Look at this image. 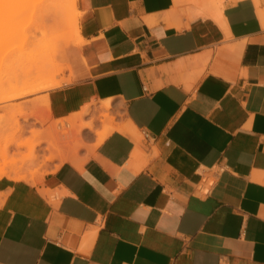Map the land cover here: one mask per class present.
Listing matches in <instances>:
<instances>
[{"label": "crops", "instance_id": "obj_1", "mask_svg": "<svg viewBox=\"0 0 264 264\" xmlns=\"http://www.w3.org/2000/svg\"><path fill=\"white\" fill-rule=\"evenodd\" d=\"M75 6L73 77L46 109L110 98L139 139L0 179V264H264V0Z\"/></svg>", "mask_w": 264, "mask_h": 264}, {"label": "rangeland", "instance_id": "obj_2", "mask_svg": "<svg viewBox=\"0 0 264 264\" xmlns=\"http://www.w3.org/2000/svg\"><path fill=\"white\" fill-rule=\"evenodd\" d=\"M51 1L0 0V178L42 177L63 161L65 121L52 118L45 101H48L49 90L71 82L73 77L67 54L70 46L77 45V39L76 29L70 26L67 15L73 9L78 11L74 2L62 10L64 13L53 15L55 2ZM22 5L25 6L23 10ZM58 80L60 83L56 87L14 99L11 97L24 85L43 86ZM97 105L98 102H91L89 112L78 121L79 125L94 117ZM33 110L39 114L40 121L24 117ZM107 113L113 115L116 123L121 116L120 109L114 106ZM94 123V129L100 131L106 121L94 120ZM81 139L82 147L76 152L78 162L94 150L96 142L93 131L88 128L82 130ZM59 152L62 153L60 158ZM50 155L53 158L47 160ZM25 181L34 184L32 179Z\"/></svg>", "mask_w": 264, "mask_h": 264}, {"label": "bare ground", "instance_id": "obj_3", "mask_svg": "<svg viewBox=\"0 0 264 264\" xmlns=\"http://www.w3.org/2000/svg\"><path fill=\"white\" fill-rule=\"evenodd\" d=\"M42 1V0H41ZM53 1L55 3H53ZM54 5V9H53V15L54 14H59L62 10H64L65 7H70V5H73L75 0H52L51 1ZM22 8V9H21ZM19 8L21 10H23L25 8V6L22 5V7ZM20 10V11H21ZM48 10V9H46ZM49 11V10H48ZM23 12V11H22ZM63 12V11H62ZM48 13V12H47ZM64 13V12H63ZM78 12H75V10L73 9L68 15V19L70 20V26L72 27H75L76 29V24H77V16H78ZM77 30V29H76ZM75 30L76 32V36L77 38L78 37V34H77V31ZM3 57V56H2ZM60 83V80L58 81H52V82H49L47 85H35V86H26L24 85V87L20 90H18V92L16 91V93H12L11 96L12 98H17V97H22L23 95H26V94H33V93H36V92H39L41 90H45V89H48V88H52V87H55L57 86L58 84ZM10 97V98H11ZM13 98V99H14ZM111 107V99L108 98V99H104V100H101L97 106V110L95 109V112H94V117L86 122L85 124H82V125H79L78 124V121L81 120L82 116L86 113L89 112V105H86L81 112H77L73 115H71L69 118H65L64 121H65V128L66 130H64V132H66V137H65V146L67 147V145L69 146V143H73L75 145V150H77L78 147L82 146V130L84 128H88L89 130L91 131H94L97 135V141H96V144H99L110 132H112L113 130H117V129H120V128H124L127 132H129L130 134H132V136H134L135 138L138 139V133H137V130L135 129V127H133L130 123H126L124 126H119L117 123L114 122V117L113 115H110L109 113H107V111L109 110V108ZM35 112V111H34ZM39 114L37 113H31L29 114L26 118H34L35 120H39L40 121V118L38 116ZM101 116H103L104 118L101 119ZM94 120H101L103 123L106 121V124L105 126L103 127L102 131L101 132H97L94 128H95V123H94ZM62 122V121H60ZM72 130H74V134L72 135ZM38 145V144H37ZM51 145V144H50ZM54 145V144H53ZM55 146V145H54ZM51 147V146H50ZM49 147V148H50ZM56 148V147H55ZM59 150V149H58ZM61 152V151H60ZM60 152L57 154L60 158ZM60 154V155H59ZM62 157V156H61ZM53 158L52 155L50 156H47L46 159L47 160H51ZM45 159V160H46ZM23 166V165H22ZM15 168V167H14ZM23 170V169H20V171ZM26 171V169H25ZM17 172V170H16ZM2 173V172H1ZM8 173V172H7ZM22 173V172H21ZM34 171L31 172V174L33 175ZM17 174V173H16ZM20 175V174H19ZM18 175V176H19ZM27 175V174H26ZM5 176H10L8 174H6ZM23 176V175H22ZM5 178V177H4ZM0 179H3V178H0ZM6 179H9V180H12V181H19L20 179L16 178V179H13L11 177L6 178Z\"/></svg>", "mask_w": 264, "mask_h": 264}]
</instances>
